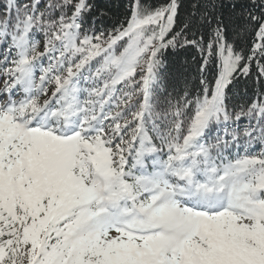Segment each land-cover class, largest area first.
<instances>
[{
    "label": "snow or ice",
    "instance_id": "6c2138e0",
    "mask_svg": "<svg viewBox=\"0 0 264 264\" xmlns=\"http://www.w3.org/2000/svg\"><path fill=\"white\" fill-rule=\"evenodd\" d=\"M106 15L0 6V264H264V0ZM188 47L173 97L163 54Z\"/></svg>",
    "mask_w": 264,
    "mask_h": 264
},
{
    "label": "trees",
    "instance_id": "16d2710c",
    "mask_svg": "<svg viewBox=\"0 0 264 264\" xmlns=\"http://www.w3.org/2000/svg\"><path fill=\"white\" fill-rule=\"evenodd\" d=\"M184 2L186 9L190 0H184ZM3 3L4 0H0V6ZM98 3L107 12L106 16L100 18L103 21L101 26L111 28L117 21H122L125 18L130 0H98ZM163 59L166 64L162 69L165 87L173 97L179 96L186 86L192 87L197 84L199 56L195 49L191 47L169 49L164 52ZM160 100L163 101L164 97L161 96ZM244 124L246 125L247 121H244Z\"/></svg>",
    "mask_w": 264,
    "mask_h": 264
}]
</instances>
